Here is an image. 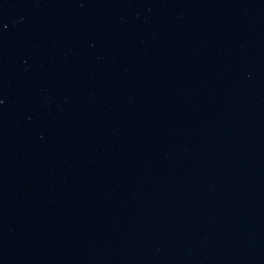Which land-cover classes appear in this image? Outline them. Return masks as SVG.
Masks as SVG:
<instances>
[{"label":"water","instance_id":"obj_1","mask_svg":"<svg viewBox=\"0 0 264 264\" xmlns=\"http://www.w3.org/2000/svg\"><path fill=\"white\" fill-rule=\"evenodd\" d=\"M0 264H264V0H0Z\"/></svg>","mask_w":264,"mask_h":264}]
</instances>
